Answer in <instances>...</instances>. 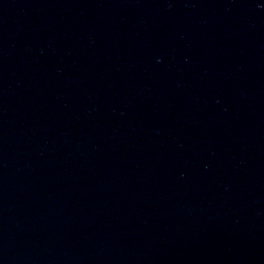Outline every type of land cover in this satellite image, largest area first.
<instances>
[{"label": "water", "instance_id": "obj_1", "mask_svg": "<svg viewBox=\"0 0 264 264\" xmlns=\"http://www.w3.org/2000/svg\"><path fill=\"white\" fill-rule=\"evenodd\" d=\"M0 264H264V0H0Z\"/></svg>", "mask_w": 264, "mask_h": 264}]
</instances>
